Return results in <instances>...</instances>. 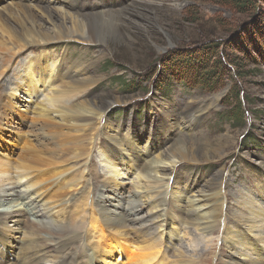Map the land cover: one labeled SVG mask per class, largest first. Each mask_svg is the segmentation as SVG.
<instances>
[{"label": "bare ground", "instance_id": "6f19581e", "mask_svg": "<svg viewBox=\"0 0 264 264\" xmlns=\"http://www.w3.org/2000/svg\"><path fill=\"white\" fill-rule=\"evenodd\" d=\"M66 1L70 2L74 12L48 2L32 4L20 0L0 5V85L8 86L9 98L18 99L20 96V103L25 108H31L29 103L34 99L37 101L32 112L34 121L28 131L24 132L27 127L24 120L18 123L20 131L14 137V143L19 148L12 149L7 144L4 145L6 151L0 148V188L4 194L11 196V202L24 207L17 213H0V226L8 220L24 223L33 237L25 245L24 257L13 264H43V257L49 253L61 255L56 264H101L115 254L125 257L129 264H170L169 256L184 258V255L168 242V233H176L177 237L183 233L186 239L188 236L184 229L196 222V227L208 238L216 230L220 214H224L225 202L218 199L226 197L224 178H217L214 174L208 179L207 189L201 188L202 195L195 194L194 186L186 187L187 193L182 191L176 179L179 169L184 161H201L199 153H203L202 157L207 161L213 153L223 156L226 150L213 147L207 137H204V145L199 149L198 144L184 139L179 131L163 142L166 143L163 146L162 143L154 146L151 141L155 135L150 133L143 145L130 136L125 137V142L111 133L105 132L106 136L101 137L104 131L102 112L105 109L96 98L90 99L89 93L100 78L86 64L84 66L68 59L65 52L61 55L53 53L46 45L71 39L88 44L106 42L105 33L116 35L122 25H137L133 16L140 14L142 1L135 0L131 8L128 5L116 9L102 2L104 9H98L97 5L93 13L79 10L78 0ZM31 47L38 54H30L23 61L19 59L20 69L11 67L16 62L13 60ZM212 100L205 106L187 105L182 109L187 127H192L196 118L217 102L218 96ZM27 101H30L28 106ZM2 106L0 132L11 126L2 119H8V112L11 108L14 110V105L11 108ZM185 121L180 124L183 129ZM175 128L178 127L172 129ZM198 141L201 142L200 139ZM8 142L13 143L11 140ZM48 143L52 146L49 147ZM25 145V150L15 156ZM41 153L49 156H40ZM69 161L81 163L83 172L88 175L71 174L74 167L68 168ZM95 161L99 162L101 172L94 171ZM93 173L97 178L99 176L98 184L89 178V174ZM125 177L135 186L128 195L122 194V186L118 184L119 179ZM20 184L25 187V192L19 188ZM5 186L8 188L3 190ZM250 186L253 193H244L240 189L236 200L238 209L242 211L240 209L235 214L244 217L237 224H225V229L221 231L222 243L232 250L226 255L221 254L218 264H264V214L259 212L264 210V196L262 200L258 198L259 193H264V183L253 181ZM106 190L115 194L110 195ZM79 191V199L76 200L79 202L82 199L70 210H74L73 216L70 211L65 213L66 202L72 204L75 193ZM33 195L51 208L55 205L60 207L55 216L60 220L61 213L63 218L61 221L53 219L61 222L59 226L53 228V220L44 221L49 213L34 202ZM5 201L0 198V206ZM124 202L128 204L125 210ZM215 202L220 203L218 208ZM249 218L254 224L248 225ZM155 220H160L156 227L163 228V232L157 235L151 231L152 221ZM244 228L259 232L255 237L249 236ZM78 241H82V245L77 247L75 244ZM11 245L5 232L0 230V248L4 250ZM17 245L15 243L14 246ZM186 248L191 254H197L193 239H187ZM206 252L213 254L212 249ZM1 262L3 258H0Z\"/></svg>", "mask_w": 264, "mask_h": 264}, {"label": "rangeland", "instance_id": "374dc122", "mask_svg": "<svg viewBox=\"0 0 264 264\" xmlns=\"http://www.w3.org/2000/svg\"><path fill=\"white\" fill-rule=\"evenodd\" d=\"M23 1L24 3L32 4L48 2L52 6L74 12L70 2L66 0ZM134 1L78 0V6L83 13H93L97 5L98 9H104L102 2L116 9L128 5L131 8L134 5ZM141 1L140 14L133 16L137 21V25L132 27L122 25L118 28L119 31L116 35L105 33L106 42L88 44L84 41L82 42V40L71 39L49 42L46 47L58 55L65 52L68 59L82 63L84 66L86 64L100 78L96 85L93 86L94 88L92 87L89 90V93H91L90 99L96 98L98 104L105 109L102 112L104 114L102 123L104 131L101 133V137L106 136L105 132L111 133V135L113 134V136H117L125 142V137L129 138L130 136V138L136 140V143L141 142L143 145L146 136L150 133L155 135L153 138L156 141H151L154 146L158 145V143H162L161 145L163 146L166 144H163V142H167L174 132L179 131V134L184 139L193 140L194 143L198 144L199 149H202L204 145L202 140L207 137L211 140L213 147L226 150V154L223 156L213 153V157H210L207 161L202 157L204 156L203 153H199L201 161H184L176 178L177 184L181 186L182 191L187 193L185 188L194 186L196 195H202L200 191L207 189L208 179L213 174L217 178H224L226 197L221 196L218 199V201L225 202L224 214H220V221L215 224L216 230L207 238L202 230L196 227L197 223L194 222V224L184 229L188 236L186 239L183 238V233L177 237L176 233L170 232L168 233L169 237L168 235L166 237L168 242L172 243L184 255V258L169 256L168 261L172 262L169 261L170 264H218V258L221 254L226 255L232 250L231 247L222 243L221 231L225 229L227 224H237L240 218L244 217L243 215L239 217L235 214L241 209H238V201H236L239 191L243 190L245 191L244 193L251 194L253 192H250V185L253 181L264 183V0H259L257 7L253 9H242L237 6L238 0ZM16 2H20V0H0V5ZM47 27L49 26L47 25ZM213 43L219 44L222 60L228 62L226 64L228 67L227 75L222 79L217 89L208 90L206 87L193 86L197 83V81L193 80L189 83H180L173 79L165 80L170 63L185 67L183 69L184 74L189 75L191 79L195 78L198 71L193 67L201 62L199 61L200 57L193 53L194 50ZM30 54L35 55L38 52L32 47L27 48L18 56L19 58L17 57V59L13 60H16L17 63L15 62L14 65L12 63L11 67L20 69L19 59L23 61ZM203 77L202 79L206 80L209 76L204 75ZM157 83L158 86L156 85ZM5 86L6 84L0 85L2 87L0 88V98H2L0 113L3 110L2 105L10 106V108L14 105V110L11 108V112H8L9 118L2 119V122L11 125L8 129L0 132V148L3 147L6 151L5 144L12 149L19 148L14 143L16 142L14 137L18 136L20 131L18 123L24 120L27 123V127L23 131H28L34 121L32 112L34 110L33 107L37 106V101L36 99L33 102L27 101L26 106L30 102L31 108H25L20 103V96L18 99L8 97V86L6 88ZM237 89L242 90L243 105L247 111V114H242L244 116L243 125L240 124L241 121H237L238 123L234 124L228 121L229 110L235 104L233 101H230V103L224 102L225 97L229 94L234 95ZM216 96H218V100L210 107L212 109L209 108L204 111L205 113L203 112L198 117L199 119L196 118V122L192 127H187V123L182 117V109L187 105L205 106L209 102L212 103L214 101L212 99ZM228 103L229 105H227ZM24 114L27 116L23 119L22 116ZM184 121L185 129L180 125ZM173 127L178 128L172 129ZM35 128L36 126H34ZM249 136L253 137V139H249ZM199 139L201 142L198 141ZM8 140L13 141V143L8 142ZM59 143H62V141ZM48 146L51 147L52 144L48 143ZM25 148L26 145L20 147L15 156L19 152L24 151ZM93 150L94 148H92L94 154ZM13 155L14 152L12 151L11 156ZM40 156L49 155L41 153ZM93 166L95 172H101L98 161H95ZM71 167H74L70 171L71 174L88 175V173L83 172L81 163L76 164L74 161H69L68 168ZM128 175L130 177L132 174ZM89 178L98 184L97 181L99 180L97 179H99V176L97 178L93 173L89 174ZM118 184L122 186V194L127 193L128 195L135 189L133 181L127 177L119 179ZM8 186L2 187L3 190L4 188L6 190ZM79 187L80 185H78ZM19 188L24 192L26 191L21 184ZM107 192L110 195L115 194L113 191ZM75 194L76 197L75 200L73 199L72 204L66 202L65 213L76 207L82 199L81 197L79 202L76 200L79 199L80 191ZM263 196L264 193L258 194V198H261V200ZM32 197L42 210L49 213L48 219L44 220L45 222L56 219L55 214L56 211L60 210L59 206L55 205L54 208H51L48 203H44L36 196L33 195ZM0 198L6 200L0 206L1 214L17 213L19 210L24 209L21 204L17 205L11 202V196L4 194L1 188ZM111 199L114 200L115 198L111 197ZM182 201L185 203L184 200ZM262 203L264 204V200H262ZM215 204L217 208L220 206L218 202H215ZM126 205L128 204L124 202V210ZM156 211L153 210V212ZM259 212L264 214L262 209ZM73 213L74 210L70 211L72 216ZM245 215L248 216L247 214ZM62 218L61 213H59L60 220H56L61 221ZM57 221L53 220L55 223L53 228L61 224V222ZM159 222L160 220L152 221L153 229L151 231L155 235L163 232V228L156 227ZM250 222L249 218L248 225L254 224ZM0 230L5 232L6 239L12 243L11 246H6L4 250L0 248V258H3V263L1 262L0 264L18 263L25 255V245L32 241L31 233L24 223H16L13 220L4 222L0 226ZM244 232L249 236L255 237V234L259 231L244 228ZM188 238L195 241L197 254L193 255L186 250ZM15 243L18 245L14 246ZM81 245L82 241H78L75 244L77 247ZM84 245L86 246V244ZM205 249H212L213 254L212 252H210L211 254L207 253ZM60 257L61 255L55 253L46 254L43 257V264H56ZM201 257H203L204 263L203 261L201 262ZM101 264L129 263L125 257H119L118 254H115L112 257H108Z\"/></svg>", "mask_w": 264, "mask_h": 264}, {"label": "trees", "instance_id": "16d2710c", "mask_svg": "<svg viewBox=\"0 0 264 264\" xmlns=\"http://www.w3.org/2000/svg\"><path fill=\"white\" fill-rule=\"evenodd\" d=\"M259 0H238L237 6L241 7L242 9H253L257 7ZM195 55L199 56L200 64H197V66L193 67L198 71L195 78L191 79L189 75L184 74L183 69L185 67L183 66H177L175 63H170L168 66V73L166 74L165 80L173 79L180 83L190 81H197L196 85L200 87H206L208 90H215L220 85L222 79L227 75L228 67H227V61L222 60V56L220 54V46L218 43H213L211 45H204L193 52ZM174 57V56H172ZM230 63V62H229ZM231 65H233L231 63ZM236 65V64H235ZM209 76L206 80L202 79L204 78V75ZM240 74V73H238ZM166 82V81H165ZM164 82V83H165ZM129 85V84H128ZM158 86V83L156 84ZM155 85V87H156ZM161 87V86H159ZM241 100V102H240ZM246 100V97H245ZM233 101L235 104L233 108L229 110L228 121L232 124L238 123L237 121H241L240 124H244V116L242 114H246L247 111L244 108L243 100H242V90L237 89L235 94H229L225 97L224 102ZM229 103L227 105H229ZM249 139H253V137L249 136Z\"/></svg>", "mask_w": 264, "mask_h": 264}]
</instances>
